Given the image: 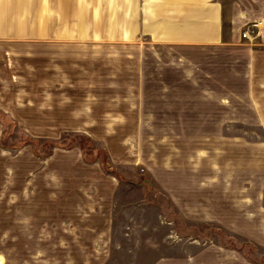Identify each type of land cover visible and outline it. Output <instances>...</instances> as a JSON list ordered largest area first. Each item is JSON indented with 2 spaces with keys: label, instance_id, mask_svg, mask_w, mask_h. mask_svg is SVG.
<instances>
[{
  "label": "rangeland",
  "instance_id": "obj_1",
  "mask_svg": "<svg viewBox=\"0 0 264 264\" xmlns=\"http://www.w3.org/2000/svg\"><path fill=\"white\" fill-rule=\"evenodd\" d=\"M90 6L0 0V264H155L208 244L264 264L248 240L185 221L146 170L138 152H160L169 128L133 105L146 39H116Z\"/></svg>",
  "mask_w": 264,
  "mask_h": 264
},
{
  "label": "crops",
  "instance_id": "obj_2",
  "mask_svg": "<svg viewBox=\"0 0 264 264\" xmlns=\"http://www.w3.org/2000/svg\"><path fill=\"white\" fill-rule=\"evenodd\" d=\"M87 1L99 13L94 26L113 28L121 41L147 40L130 54L141 66L133 105L147 126L169 128L160 152H138L146 170L185 221L216 225L264 250V0ZM254 128L261 137L251 136ZM155 264L252 263L208 244Z\"/></svg>",
  "mask_w": 264,
  "mask_h": 264
},
{
  "label": "built area",
  "instance_id": "obj_3",
  "mask_svg": "<svg viewBox=\"0 0 264 264\" xmlns=\"http://www.w3.org/2000/svg\"><path fill=\"white\" fill-rule=\"evenodd\" d=\"M261 21H254L251 23V25H249L250 27H253V28H257L258 25L260 24ZM253 32V30L249 29V28H246L243 32H242V37L244 38H249L250 37V33ZM255 34H257V31L255 32Z\"/></svg>",
  "mask_w": 264,
  "mask_h": 264
},
{
  "label": "trees",
  "instance_id": "obj_4",
  "mask_svg": "<svg viewBox=\"0 0 264 264\" xmlns=\"http://www.w3.org/2000/svg\"><path fill=\"white\" fill-rule=\"evenodd\" d=\"M104 168H105L106 171H108L106 167H104ZM230 244H234V240L231 239Z\"/></svg>",
  "mask_w": 264,
  "mask_h": 264
}]
</instances>
